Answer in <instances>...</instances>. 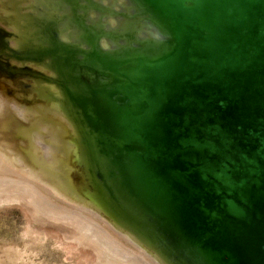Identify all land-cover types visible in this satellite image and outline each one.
Wrapping results in <instances>:
<instances>
[{
	"label": "water",
	"instance_id": "water-1",
	"mask_svg": "<svg viewBox=\"0 0 264 264\" xmlns=\"http://www.w3.org/2000/svg\"><path fill=\"white\" fill-rule=\"evenodd\" d=\"M7 1L86 195L164 264H264V0Z\"/></svg>",
	"mask_w": 264,
	"mask_h": 264
},
{
	"label": "rangeland",
	"instance_id": "rangeland-1",
	"mask_svg": "<svg viewBox=\"0 0 264 264\" xmlns=\"http://www.w3.org/2000/svg\"><path fill=\"white\" fill-rule=\"evenodd\" d=\"M6 4V0H0V18L2 19L8 14ZM0 27L11 32H16L10 30V27L4 22H0ZM17 81L14 83L5 75L0 74V264H100L98 253L99 246L95 244V239H92L93 241H86V244H80L78 240L74 239V237L80 234L76 226L61 217L62 215L54 217L52 216L53 214H51L52 211L55 212L54 210H57V212H64V209L74 213L76 207L50 192L49 180L46 177L41 175L36 177V175H34L39 171L42 159L46 160V162H51L54 157L57 158V161L59 158H63L58 149L63 147V145L69 144V139H67L68 137L66 135L62 134V132L65 133L63 125L61 126L63 123L61 122V124H58L61 118L53 111L49 112V110H47L49 114L46 110L42 111L44 106L48 105V103L35 100L34 96L27 92V88L19 84V82H22V79ZM22 89L25 91L23 92ZM19 92H22V94ZM14 101L19 105L17 106L18 108L15 107L16 103ZM21 106L24 108L22 109ZM38 109L40 111H38ZM26 110L28 111L26 112ZM24 112L26 114L23 115ZM45 112L46 115L49 116L48 118L44 114ZM17 114L21 115L19 116ZM22 116H25L24 119L26 118L27 120H24ZM29 117L32 120L29 119ZM57 118L59 120H57ZM30 121L33 123L31 124ZM52 122L54 124H52ZM39 123H41V125ZM55 123L56 127L60 126L58 128L61 130L58 128V130H56ZM50 125L55 128H52V126L50 128ZM23 129L25 131H23ZM32 129H34V132L31 131ZM39 130L42 131L39 132ZM58 133L60 135L62 134L61 136L63 137L61 138ZM31 139L33 142L30 141ZM59 141H62V143H59ZM37 143L40 144L37 145ZM34 147L39 149L38 151H34L35 153L31 149ZM35 158L36 161L33 160ZM56 158H54L53 162H55ZM20 161L23 164H21ZM46 162H42V164ZM71 165L74 166L72 163ZM55 166L57 168V162ZM6 169L9 170L7 171ZM33 170H35V172ZM73 173H71V176L75 179ZM42 197L43 199H41ZM55 202H57V205ZM60 205L62 206L61 208ZM90 218L91 216L89 214L85 215L84 221L86 224L95 223L94 220L90 221ZM95 220L100 224V228L103 229L104 239L108 241L113 240L115 242H118L117 240H122L110 227L98 219ZM86 232L89 236L92 234V231ZM124 243L126 244L124 247L125 250H137L128 242L124 241Z\"/></svg>",
	"mask_w": 264,
	"mask_h": 264
},
{
	"label": "bare ground",
	"instance_id": "bare-ground-1",
	"mask_svg": "<svg viewBox=\"0 0 264 264\" xmlns=\"http://www.w3.org/2000/svg\"><path fill=\"white\" fill-rule=\"evenodd\" d=\"M6 3H8V1L6 0ZM31 4H34L33 0H30ZM2 13L4 14V12L2 11ZM6 15V14H5ZM7 30V29H6ZM10 30H15L14 27H10ZM5 81V80H4ZM11 81V80H10ZM14 82V81H13ZM16 82V81H15ZM14 82V83H15ZM18 82V81H17ZM18 84V83H17ZM19 84H21L19 82ZM4 87V86H3ZM16 87V86H15ZM20 87V85H19ZM17 88V87H16ZM21 88V87H20ZM23 90V89H22ZM21 91V90H20ZM25 90H23L24 92ZM5 92V91H4ZM20 93V92H19ZM22 94V92L20 93ZM27 94V93H26ZM2 100V99H1ZM3 101V100H2ZM11 102V101H10ZM15 102V101H14ZM13 102V103H14ZM35 102V101H34ZM9 103V102H8ZM7 103V104H8ZM16 103V102H15ZM13 105V104H12ZM15 105V104H14ZM3 106V105H2ZM17 103L15 105L16 108H18ZM47 106V107H46ZM8 107V106H7ZM11 107V106H10ZM14 107V106H13ZM22 107V106H21ZM20 107V108H21ZM40 108H42L41 106H38ZM24 107H22L23 109ZM45 108V109H44ZM42 111H45L48 113L47 110H49V112L53 111L56 115L59 116V118H61V121H58V124H61V122L63 124H61V126L63 125L64 128V132H62V134L66 135L67 137L70 134V128L69 125L67 124V122L65 121L63 115L60 113L59 109L55 106V105H45ZM4 109V107H3ZM12 109V108H10ZM26 109V108H25ZM31 109V107H30ZM14 110V109H13ZM17 110V109H16ZM21 110V109H20ZM29 110V109H28ZM26 110V112L28 111ZM15 111V110H14ZM24 111V110H23ZM33 111V110H31ZM36 111V110H35ZM34 111V112H35ZM38 111H40L38 109ZM30 112V111H29ZM46 112L44 113L46 115ZM17 113V112H16ZM15 114V113H14ZM26 114L25 112L23 113V115ZM40 114V113H39ZM49 114V113H48ZM54 114V115H55ZM19 115V114H17ZM16 115V116H17ZM21 115V114H20ZM19 115V116H20ZM35 115V114H33ZM43 115V114H42ZM41 115V117H42ZM44 115V116H45ZM39 116V115H37ZM36 116V117H37ZM53 116V115H52ZM56 116V117H58ZM23 117V116H22ZM25 117V116H24ZM23 117V119H24ZM27 117V116H26ZM32 117V116H31ZM35 117V116H34ZM46 117L48 118L49 116L46 115ZM20 118V117H19ZM38 118V117H37ZM36 118V119H37ZM51 118V115H50ZM22 119V118H21ZM26 119V118H25ZM24 119V120H25ZM29 119H31L29 117ZM44 119V118H43ZM46 119V118H45ZM27 120V119H26ZM32 120V119H31ZM39 120V119H38ZM37 120V122H38ZM49 120V119H48ZM55 120V119H54ZM57 120H59L57 118ZM18 121V119H17ZM20 121V120H19ZM23 121V120H21ZM36 121V120H35ZM51 121V120H50ZM31 122V121H30ZM47 122V121H46ZM60 122V123H59ZM21 124H23L22 122H20ZM29 123V121H28ZM33 122H31L32 124ZM43 123V121H42ZM49 123V122H48ZM41 125V123H39ZM52 124H54L52 122ZM26 125V124H25ZM37 125V124H36ZM30 126V125H29ZM28 126V127H29ZM39 126V125H38ZM52 125H50L51 128ZM58 126V125H57ZM34 127V126H33ZM36 127V126H35ZM40 127V126H39ZM55 127H56V123H55ZM52 126V128H55ZM60 127V126H58ZM56 127V130H58L59 128ZM44 128V127H43ZM48 128V127H47ZM58 128V129H57ZM62 128V129H63ZM28 129V128H27ZM36 129V128H35ZM46 129V126H45ZM47 130V129H46ZM53 130V129H52ZM61 130V129H59ZM21 131V130H20ZM19 131V132H20ZM23 131H25L23 129ZM28 131V130H27ZM26 131V132H27ZM31 131L34 132V129H32ZM42 130H39V132H41ZM44 131V130H43ZM49 131V130H48ZM51 131V130H50ZM55 131V129H54ZM25 132V133H26ZM38 132V133H39ZM47 132V131H46ZM61 132V131H60ZM24 133V134H25ZM37 133V131H36ZM43 133V132H42ZM45 133V132H44ZM56 133V132H55ZM23 134V132H22ZM29 134V132H28ZM31 134V133H30ZM41 134V133H40ZM61 134V135H62ZM36 135V134H35ZM39 135V134H38ZM49 135V134H48ZM58 135H60L58 133ZM60 135V136H61ZM21 136V135H19ZM23 136V135H22ZM27 136V135H26ZM30 136V135H29ZM54 136V135H53ZM65 136V137H66ZM40 137V136H39ZM63 136H61L62 138ZM64 137V138H65ZM32 138V137H31ZM34 138V137H33ZM42 138V137H41ZM54 138V137H53ZM30 139V138H29ZM36 139V137H35ZM60 139V138H59ZM68 139V138H67ZM40 140V139H39ZM63 140V139H62ZM30 141L33 142V140L31 139ZM48 141V140H47ZM50 141V140H49ZM52 141V140H51ZM64 141V140H63ZM36 142V141H35ZM62 143V141H59V143ZM8 143V142H7ZM10 143V142H9ZM30 143V142H29ZM55 143V141H54ZM53 143V144H54ZM36 144V143H35ZM40 143H37V145H39ZM57 144V143H56ZM43 145V144H41ZM40 145V146H41ZM55 145V144H54ZM62 145V144H61ZM25 146V145H24ZM35 146V145H33ZM37 146V147H40ZM52 146V145H51ZM11 147V146H10ZM14 147V146H13ZM14 149V148H13ZM32 151H38L39 149H36V147L31 148ZM30 149V150H31ZM41 149V148H40ZM54 150V149H53ZM44 151V150H43ZM59 153L61 156H63V158H59L57 161V158L54 161L51 162H46V160L42 159V162H46L45 164H42V162L40 163V167H39V171L34 174L36 175V177H39V175L46 177L49 180V190L50 192L56 194V196L62 198L63 200L69 202L70 204L74 205L76 207V211L78 212H69L66 211L64 209V212H57V210H54L55 212L52 211L51 214H53L52 216L56 217L58 215H62L61 217H63L64 219H66L69 223L73 224L76 226V228L79 230V236L74 237V239L78 240L80 242V244H86V241L95 239V244L97 246H99V260H100V264H164V262L162 260H160L151 250H149L145 245H143L138 239H136L132 234H130L129 232H127L126 230H124L122 227H120L116 222H114L100 207H98L84 192V190L82 188H80L79 186H77V184L75 183V179L72 178L71 173H73L74 171V166L71 165V163L73 164L74 162V157H75V148L74 145L69 141V144L67 145H63V147H60V149H58ZM32 152V154H33ZM45 152V151H44ZM51 152V151H50ZM35 153V152H34ZM18 154V153H17ZM47 154V153H46ZM35 155V154H34ZM41 155V154H40ZM39 155V157H40ZM42 156V155H41ZM55 156V155H54ZM38 157V156H37ZM3 158V157H2ZM42 158V157H41ZM17 159V158H16ZM52 159V158H51ZM13 160V159H12ZM36 161V158L33 159ZM19 161V160H18ZM15 162V161H14ZM57 162V168L55 166ZM16 163V162H15ZM21 163V161H20ZM23 164V163H21ZM38 166V164H37ZM6 168V167H5ZM22 168V167H21ZM7 170V169H6ZM9 170V169H8ZM7 170V171H8ZM32 170V169H31ZM27 171V170H25ZM35 172V170H33ZM37 171V170H36ZM12 172V171H10ZM8 173V172H7ZM13 173V172H12ZM18 174V173H17ZM20 175V174H19ZM32 178V177H31ZM8 185V184H7ZM29 185V184H27ZM18 187V186H17ZM28 187V186H27ZM33 187V186H32ZM23 188V187H22ZM28 189V188H27ZM23 191V190H22ZM32 194V193H31ZM42 196V195H41ZM39 199V198H38ZM43 199V197L41 198ZM41 202V201H40ZM47 202V201H46ZM36 203V202H35ZM57 205V202H55ZM59 205V204H58ZM36 206V205H35ZM56 207V206H55ZM62 206L60 205V208ZM64 207V206H63ZM59 208V209H60ZM70 210V209H69ZM60 211V210H58ZM63 211V209H62ZM66 211V212H65ZM47 212V211H46ZM83 212V213H82ZM85 212V213H84ZM50 214V215H51ZM86 214H89L91 216V220H94L95 223L92 224H86V222L84 221V217ZM49 216V215H48ZM88 219V218H87ZM95 219H98L99 221H101L102 223H104L105 225H107L108 227H110L122 240H117L118 242L115 241H108L106 239L103 238V229L100 228V224L97 223V221ZM93 221V222H94ZM88 223V222H87ZM88 225V226H87ZM86 231H92V234H90V236L87 234ZM105 232V231H104ZM111 232V231H110ZM107 233V232H105ZM106 235V234H105ZM115 235V234H114ZM116 237V236H115ZM109 238V236H108ZM107 238V239H108ZM128 242L129 244H131L134 248H136L137 252L133 251L132 249H130V251L125 250V246L126 244L124 243ZM129 246V245H128ZM132 248V247H131Z\"/></svg>",
	"mask_w": 264,
	"mask_h": 264
}]
</instances>
